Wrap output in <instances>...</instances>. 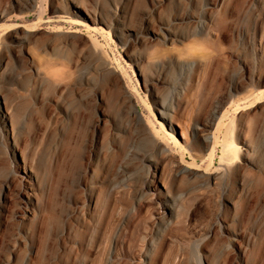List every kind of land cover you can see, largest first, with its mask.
<instances>
[{
    "label": "rangeland",
    "instance_id": "374dc122",
    "mask_svg": "<svg viewBox=\"0 0 264 264\" xmlns=\"http://www.w3.org/2000/svg\"><path fill=\"white\" fill-rule=\"evenodd\" d=\"M6 180L0 264H264V0H0Z\"/></svg>",
    "mask_w": 264,
    "mask_h": 264
},
{
    "label": "bare ground",
    "instance_id": "6f19581e",
    "mask_svg": "<svg viewBox=\"0 0 264 264\" xmlns=\"http://www.w3.org/2000/svg\"><path fill=\"white\" fill-rule=\"evenodd\" d=\"M87 14L89 15V13H87ZM93 48L95 51L97 50L96 45H94ZM98 51H99V49H98ZM57 65H58L57 62H55L53 60L39 59V68L40 69L43 68V69L47 70V73H48V74L46 73V75H44V76L47 77L50 75L51 77L48 79H49V81H51L52 84H54L58 87H61V86L64 87L68 81H67L66 77L64 76V73L61 70L54 69V67ZM103 67H106V62H104V61H102V63L99 65V68H103ZM7 73H8V76L10 78H12L15 74L13 68H10ZM13 106L14 105L11 104L9 107H7V117H6V120H8L7 123L9 126V134H10V138H11V143H10L11 149H12V153L14 155V161L17 163V165H20L19 166L20 168H23L24 173H25L24 179H26V181L28 183V187H26L24 190V194L26 196V201L28 204L33 205L34 203H36V200H37V198H36L37 196L35 195L36 190H35L34 185H35V182H37L39 179L38 173L36 172V168H37L36 163H39L40 161H42L46 157H44V153L40 152V150L38 151V149L32 150L30 157H28V155H22V158H19V156L17 155L18 149L15 146V135H16L17 129L21 127L22 117L20 115H16L13 119H11V115L13 114L12 110L14 108ZM178 125H179V123H178ZM172 130H175V128H172ZM182 134H183V136L185 135V133L183 131H182ZM203 137L205 138V140H213V138H214L213 133H206V132L204 133ZM228 149L230 151V155H235L237 153V148L234 147L233 140L228 145ZM47 161L48 160H46V163H47ZM49 164H50V162H49ZM48 167H47V170H48ZM47 172L49 173V171H47ZM8 185H9V180H6L5 182H3L2 188L0 189V201L3 199L4 196H6V188H8ZM90 204L91 205L96 204V199H94L93 195L90 196Z\"/></svg>",
    "mask_w": 264,
    "mask_h": 264
}]
</instances>
